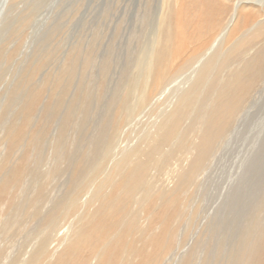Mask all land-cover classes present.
<instances>
[{
    "label": "bare ground",
    "instance_id": "6f19581e",
    "mask_svg": "<svg viewBox=\"0 0 264 264\" xmlns=\"http://www.w3.org/2000/svg\"><path fill=\"white\" fill-rule=\"evenodd\" d=\"M148 3L156 30L125 88L137 93L138 102L128 108L136 111H127L128 120L148 105L152 120L137 122L136 136H122L108 158L97 163L93 154L100 137L113 139L126 122L129 94L108 100L104 128L90 137V152L70 149L80 122L77 102L88 112L91 97L80 87L71 102L64 99L75 76L74 56L58 78L40 83L47 59L28 61L0 98V264H168L179 251L205 173L264 85V0ZM27 25L14 32L17 38ZM19 52L1 50L0 64L14 62ZM62 99L70 102L65 109ZM48 151L53 159L45 163ZM252 228L231 264H264V222ZM177 264H194V257Z\"/></svg>",
    "mask_w": 264,
    "mask_h": 264
},
{
    "label": "rangeland",
    "instance_id": "374dc122",
    "mask_svg": "<svg viewBox=\"0 0 264 264\" xmlns=\"http://www.w3.org/2000/svg\"><path fill=\"white\" fill-rule=\"evenodd\" d=\"M148 1L0 0V51L3 49L7 51L15 48L20 49L19 56L14 62H2L0 64V73L4 74L3 79H0V98L3 99L5 95L7 97V93H5L7 89L9 90L20 80L22 69L28 61L35 62L37 58L47 59V65L45 64L37 78V83H40L49 77H52L53 80L58 78L59 70L64 67L66 58L74 56L73 58L77 63L75 76L73 79L70 78L72 85L67 91L69 97H64V99L71 102L75 89L80 87H83L84 92L87 88L90 89L86 93L89 92L91 97L89 98L88 112L85 110L87 106L84 105V102H77V116H79L77 122H80L78 125L75 121L76 126L73 127H78L76 131L74 130L75 132H73L75 128L70 130V134L74 133V136L70 135L72 145L69 147L72 150H77H74L76 153H82L81 155L90 152V137L95 133H97L95 136H98L104 128L103 121L108 109V100L127 93L129 94L127 109L131 110L136 106L135 104L138 105L136 102L137 93L134 90L129 91L125 87L130 83L128 80L132 78L131 75L136 74L137 63L143 54L146 55L153 39L152 34L156 30L158 18L151 10L154 7L150 9V13L147 10ZM23 22H28L25 28V36L17 38L14 32L20 31ZM86 62L91 64L87 66ZM107 63L108 65H106ZM137 73H139L138 70ZM139 76L136 75L137 78ZM171 82L172 86L176 84L173 80ZM99 87L101 88L99 89ZM114 91H119V93ZM97 93H100V96ZM252 97L246 104L248 105L246 109L248 107L250 113L248 110H244V114L240 117L241 120L218 151L209 167L210 170L205 173L203 189L193 202L191 209L193 216L184 224L182 232L185 238L184 242L168 264H177L180 259L192 256L194 257V264H231L236 260L234 258L239 247L249 238V232L253 231L252 227L264 222L263 84L254 91ZM133 98L135 100H131ZM56 99L57 101H55ZM56 99L54 102L59 101L58 97ZM64 99H62L63 103ZM70 102L64 103L63 109L67 108ZM20 107L21 104L17 106V112ZM150 108L149 105L146 106L129 120L130 113L136 111L126 110L125 115L127 111L130 113L128 112L125 116L126 122L121 125L119 133L114 135L115 138L113 136V139L107 138L106 134L102 138L100 137L102 144H99L98 150L93 154L94 158L98 159L96 160L97 163L105 159V156L108 158L109 150L119 147L115 146L122 141L119 139L126 137V139L131 140L134 135L136 136V132H138L137 127H135L137 122L152 120V109ZM82 111L87 112L88 114L85 113L84 115L88 116L85 117L81 114ZM10 115L7 117L8 123ZM246 116L248 117L246 118ZM84 118H89V126L81 124ZM127 131L128 135H126ZM122 136L125 137L121 138ZM103 138H107V140H103ZM74 139L75 141H73ZM89 143L90 145H88ZM76 144L78 145L76 146ZM51 154L48 151L46 154V157L48 156L47 162L45 163L52 161ZM172 181L169 183L170 186L173 185ZM55 244L53 243L51 248Z\"/></svg>",
    "mask_w": 264,
    "mask_h": 264
}]
</instances>
